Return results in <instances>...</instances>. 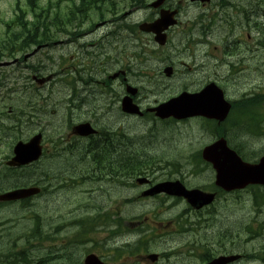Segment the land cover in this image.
<instances>
[{
  "label": "rangeland",
  "instance_id": "374dc122",
  "mask_svg": "<svg viewBox=\"0 0 264 264\" xmlns=\"http://www.w3.org/2000/svg\"><path fill=\"white\" fill-rule=\"evenodd\" d=\"M17 1H19L21 6L23 5L24 8H27L25 0H0V34H3V36L6 35L5 32L7 31L5 21L15 17V5ZM50 1L51 0H43V3L47 5L50 3ZM245 3H247L246 0ZM247 4L250 8L254 7L249 3ZM262 4L263 9L256 8L255 15L260 12L258 15H260V19L262 20L261 27L263 29L262 31L264 35V2ZM189 14H192V12L189 11ZM231 15L232 12H222L218 17V21L221 22L222 19L231 17L229 19L230 23L228 24V27H232L233 30L235 29L236 22L245 21L246 18L251 21L250 15L245 18H233ZM28 17H32V12L28 14ZM256 18L257 17L254 16L252 18V21L256 20ZM212 30L213 33L220 34L225 31V28L220 26L214 27ZM239 32L240 31H236V33ZM194 33H196V30H194ZM258 33L259 32L257 30H254L251 25L244 30L245 37L247 34H250L252 38H255L257 37ZM179 44V42H175L170 50L168 47L162 49L153 47L152 50H159L162 53L168 52V55L175 57V50L178 48ZM245 44L246 47H249L251 45V42L246 41ZM50 50L51 49L42 51L37 55H33L29 59V64H35L39 61L44 60L43 70H45L46 67L47 71H50L52 69L62 71L65 70L66 67L64 66H60L57 68V66L52 64V62H46L45 58L47 57V52ZM22 54V52L18 53L15 57H20L22 56ZM150 56L153 57L154 55ZM107 57L115 60L114 62H120V58L118 56H115V53L111 48L107 49ZM4 60H7V58H5ZM190 61L191 58L186 57L176 59V62L180 64V67L182 69L187 68V66H183L182 63L186 62L190 64ZM72 67L77 68L84 73L92 71H83L84 67L88 68L89 66L85 64L82 65L81 62H75V64H72ZM180 67L178 73L172 79H166L161 75L163 70L162 67L159 69V74L157 75V77L150 79L147 76L146 79L140 80L138 84L140 86V89L143 91L142 94H144L145 89H147L149 93H147L146 95L151 98V100H155L157 98H164L167 95L177 91L180 86L184 84H188L190 87L199 86L201 78H199L198 72H195V70L193 69V73L191 74H188L187 70H184L185 73H183L181 72L182 70ZM224 69L227 70L228 73V67H224ZM203 70L204 73L210 72L208 76H213L212 74L214 73V71H212L211 69L204 68ZM225 70L223 71L225 72ZM49 71L43 74L47 75L49 74ZM199 71L202 74L200 68ZM215 72H217L216 68ZM23 74L27 75L29 73L22 70V68L17 64H12L11 67H0V82L7 85L6 87L0 86V188L15 181H37L44 184L45 186H48L53 180L61 179V183H65L70 179L72 171L74 172V175L81 173V171L89 173L91 170V165H89L85 161L86 156L83 155L80 150L77 151L78 149H76L75 147L71 148V151L68 155H66V152L62 151V149L65 148L67 144H71L70 141L74 142L73 134H71V131L68 128L70 127L69 120L71 118L67 105L70 86L67 87V85L65 84L55 82L56 84H54L53 87H51V85H47L46 87L48 88V90L42 92V94H39L37 97L38 99L34 98V104H37L36 106H34L35 110H40V106L44 107L43 105L47 103H49V106L46 108L47 116L36 117L32 125H27V123L22 121V125L20 126V122H16L12 119L9 120L7 118L8 114L11 116H15V114L18 113V109L21 110L22 108H25L24 103L25 101L27 102L26 96L24 94L19 95L18 92L15 93L9 91L11 86H19L18 79L19 76H23ZM100 78L101 75L98 76V79ZM110 80L112 81V78H110ZM253 81H257L254 73L247 72L246 77L242 79V82H244L243 85L237 86V82H234V84H229L228 87L227 84H224V86L230 98L233 99V97L238 96L240 93H243V91L245 92L249 90L251 86L254 85H250ZM22 85H25V81H22ZM97 89L99 91H105L104 88L99 86L97 87ZM20 98H22V104H20ZM89 109L92 113L88 118L98 126H107L110 129L112 128L111 126L117 127L119 125L121 127H124L127 132L126 135H129L130 133L139 134L140 139H136V147H146V149L144 150L151 155L167 157L169 160L174 159L179 163H184V161L188 160L192 154L198 152L200 148H203L206 144L213 142L215 138V129L213 128V126L208 125L202 121L190 120L187 122L179 123L173 121L172 124H165L161 127H158L155 122L154 125L150 127V124H146L145 122L140 121V119H133V117L124 115L120 112V109L115 106L111 107L107 106L106 104L102 105V103L99 102L93 107L85 108L84 111H88ZM93 111L98 112L94 114ZM22 119L25 120L26 117ZM73 122L77 123L78 121ZM14 125H16V128H13L14 130L11 131L10 129L12 128H10V126ZM20 129H22V134L20 132ZM39 129H44L43 133L46 134V137H49V139H55L56 145L63 144L62 146L58 147V153L52 159L53 161H51L50 164H48L47 162H41V164L38 163L36 165L33 164L27 168L20 169L15 172L6 171V169L4 168V161L6 160L5 158L12 152V146L14 142L18 141L19 139L27 140L36 131H39ZM147 131H153L154 133L152 132V135L146 139L141 138L143 133ZM158 137L159 140L157 141V144H151V146L148 148L150 149V151H147L148 146L145 145L146 140L151 139L153 143ZM231 139V144L234 147L236 145L238 147L241 146L243 149V153L252 161H254L255 158V160H257L264 154V137L257 139L249 136H241L240 134L237 135L235 132H233V135H231ZM136 147L134 145H130L129 150L132 152H138L139 149ZM100 152L102 155L104 154V150L101 148ZM185 172H190V169L186 168ZM44 174L47 175L44 176ZM209 174L210 173L206 171L204 172V175L202 177L192 178V182L201 183L204 182V180L207 181L209 178ZM96 184L97 181H89L86 187L82 189L79 182L75 180L72 182L70 190L61 189L58 192H52L45 196L35 198L27 204H23L22 202V204L15 203L11 204L10 206L0 207L1 220H9V233L22 241V234L15 229L12 223L16 215V224L22 219L17 225V229L22 230V232L30 230L33 227L32 217L35 214L40 215V223L42 225V229L48 231L50 229V226L54 225L52 222L55 220H53L52 218L66 215L67 212L69 213V217H72L76 214L75 210L79 208L83 212L78 213V215L84 214L86 212L96 214V211L83 210V208L85 206H88L92 209H96L97 203H103L105 205V209L103 210L104 216H108L109 214L110 216L114 215L115 208L117 211L116 216L118 217V219L121 215L124 218H127V221H129V217L136 218L143 214L151 215V212L149 211V204L145 202L125 204L123 200L125 197L124 195H130L129 197L139 196L138 193H135L132 188L122 187L120 192L121 195H117L115 198L110 200L104 194L108 195V192L112 189L111 186L108 183L103 185L100 183L98 186H96ZM53 187L56 188L55 184L53 185ZM93 188H99V190L96 192L93 190L89 191V193L91 194L86 193V189ZM81 191L82 193L79 195L78 193H80ZM103 191H105V193H103ZM233 196L236 197L231 206L227 210L219 213L217 218L218 225H228L234 230V232L231 234L235 235L234 243L235 245L239 246V252H246L248 254L259 253L264 257V233L262 235H260V233H257L260 225L264 223V187L260 188L259 191L254 190V188L245 189L243 191L237 192L236 194L230 195V197ZM93 200H95L96 204L93 203ZM228 202H231L230 198ZM89 213L83 215L82 217H88ZM161 217L164 219L169 218V213H163ZM159 220L163 219L159 218ZM132 229L133 228L130 227L128 230L130 231ZM70 231L76 233L78 229L73 228ZM161 231L162 229L161 227H159L158 233L163 234ZM125 232V230H122V233ZM62 235H65V233H62ZM103 236L104 232L95 234V239L98 240L99 237L102 238ZM179 238L177 239L179 241L185 240L183 238ZM245 239L246 241H244ZM169 240L170 237L164 234L163 240H161L160 243H153L151 246V250L156 252L161 251L165 246H167L164 244L166 241H168V245L172 244L171 242H169ZM30 255L32 254L30 253ZM61 263H63V261L57 264ZM23 264H27V262L23 261ZM51 264H54V262H51ZM251 264H264V261H254L251 262Z\"/></svg>",
  "mask_w": 264,
  "mask_h": 264
},
{
  "label": "flooded vegetation",
  "instance_id": "af4514ba",
  "mask_svg": "<svg viewBox=\"0 0 264 264\" xmlns=\"http://www.w3.org/2000/svg\"><path fill=\"white\" fill-rule=\"evenodd\" d=\"M235 37L236 36H229L228 39L221 41L220 45L222 46V49L217 50V53L219 52L222 53L223 58L221 60L218 59L216 60V67H219L224 63H228V64L230 63L229 67H231L233 71L239 67H245V68L247 67V62H244L242 66H239L238 64L241 61V59L239 58L248 56L243 53L249 52L250 46L246 47L245 42L238 39V37L234 39ZM218 45L219 43L217 42L216 48H218ZM215 57L218 58V56ZM229 71L231 73L233 72L232 70ZM224 80L229 81V78H224ZM103 84L107 86V85H112L113 83H108L104 81ZM121 84L125 86L127 85L126 81H122ZM89 87L90 86L86 84L85 86H82L80 88L81 92L86 95L84 96L85 97L84 99L82 98L74 99L73 103L70 104L71 105L70 110L72 114L71 117L73 121H78L79 123L87 122V121L92 122V120L88 118L90 117L92 112H90V109L88 111H84L85 109L84 101L85 99H89L91 101L98 100V102H100L99 98L101 96L98 97L96 94L92 93L91 91H88ZM122 95L123 94L121 92L120 97H122ZM134 98L136 99V97ZM239 105L240 104H236V106L238 107ZM261 108H264V99L258 98L255 101V106L252 108L253 109L252 111L257 112V110ZM93 112L94 114H96L98 111H93ZM85 114H87L88 116ZM237 122L245 123L246 122L245 115L244 114L238 115ZM236 126L243 129L246 128V124L243 125L237 124ZM230 127H232V124H230ZM151 135L152 133H149L147 131L143 133L141 138L146 139ZM104 136H100L96 133L91 137L82 138L84 139L82 140L83 144L81 143V147H83L82 148L83 152H87L88 153L87 156H88L89 152L100 151V148L104 150V153L105 151H109V150L110 153H116L124 149L130 151L128 150L129 148H126V145L129 144L134 145L136 147V143L132 139L114 137L113 135H110L111 137L108 136V138ZM74 147H77V145L75 144L71 145V148ZM110 147H115L118 150L111 149ZM120 147H124V148L121 149ZM88 164L95 165L96 169H101L100 172H96V170H94V175H95L94 178H97L100 175L102 178L98 180L102 185L108 183L115 190H117V188L121 185V179L119 178V176L122 175L121 169L123 167L122 165L123 163L120 162L119 160L110 161V162L95 160L93 162H88ZM143 165L156 166V165H166V163L145 162L143 163ZM168 165L170 166V164ZM105 170H109L110 174H106ZM211 172L215 173L213 168H211ZM80 174L83 176L80 180H83L85 178V172L83 171ZM80 180H76V181L79 182ZM155 183L156 182L153 181L151 182V184L141 186L142 191L141 194L138 196V198L140 197L152 198L155 200H160L159 202L161 203L164 201L178 202L177 205H169L168 207L169 214L171 217H174V219H170L168 222H165V230H162V232H166V236L170 237L169 242H171L172 244L168 245V241H166L164 244L167 246L163 248L162 251L159 252L160 256L155 261L145 256L142 258H127L125 259V263H119V264H209L210 262H213L220 257H224L228 259L226 262H223L222 264H238L240 262H246V263L249 262L250 254L246 252L237 253L235 251V250H239V246L235 245L234 243L235 235L231 234L234 232V230L230 228L228 225H218L217 218L219 213L227 210L231 206V204L235 201V197H230V194L233 193H230L226 188L216 187L215 182H213V180L212 183L204 182L200 186V188L214 193V198L212 202L201 204L194 208L185 197H173L165 193H159L154 196H146L144 194V191L151 188ZM188 187L192 188L190 186ZM103 193H105V191H103ZM104 195L109 196L110 198H115L117 195H121V194L116 193L114 195L112 194L109 195L104 194ZM229 198L231 199V202H228ZM175 209H178V212L181 213L178 220V225H175V221H176ZM109 223L111 225L109 232V237H110L109 242H114V244L117 245L120 244L121 246L122 243L117 241L119 238L118 234L120 233L119 232L120 223H121L120 219H115L114 221H111ZM103 224L106 225L107 222L104 221ZM77 227L79 228V226ZM82 233L84 234L85 231H83ZM179 237L186 240L179 241L177 240ZM244 241H246V239ZM127 244L133 246L140 245V243L137 242L127 243ZM62 245L65 246L61 248V250L63 249L64 251L62 252V254L57 252V258H56L63 260V263L61 264H84V260L86 256L91 252L97 253L99 256L104 258V262L106 264H110L109 259L106 258L104 255H102V250L107 246V244L105 243H100L99 241H96L95 249L91 250L90 252L80 242L78 243L72 242L70 244L68 239H65L63 240ZM111 255H114V252H111ZM235 255H237L236 260H234Z\"/></svg>",
  "mask_w": 264,
  "mask_h": 264
},
{
  "label": "water",
  "instance_id": "95a60500",
  "mask_svg": "<svg viewBox=\"0 0 264 264\" xmlns=\"http://www.w3.org/2000/svg\"><path fill=\"white\" fill-rule=\"evenodd\" d=\"M205 96H212L213 103H199L196 96H183L175 99L165 105H162L157 109V114L162 117H167L169 115L178 116H190L195 114H201L202 110L208 109L214 117L223 119L229 110V104L225 102L223 98V93L218 88L214 87L204 92ZM84 134L90 132L89 126L81 127ZM40 135L35 136L28 143L20 142L15 149L16 156L9 162L10 165H22L36 160L40 155ZM220 146L221 151H214L213 148ZM219 153V154H218ZM217 155H221L217 156ZM204 156L206 159L214 161L219 168V171L223 172L226 162L230 165L229 176L233 183L240 184L242 181L252 180L264 183V158L259 165H249L241 161L236 153L226 146L225 141H220L217 144L209 146L204 151ZM223 156V158H222ZM252 178V179H251ZM165 187L161 188L162 185L154 189V192H159L160 190H167L170 192L182 193V189L179 187L171 186V184L163 185ZM39 189L36 187L29 189L17 190L8 193L6 199H15L23 196H27L38 192ZM197 191L188 192L190 194H195L197 199L196 202L203 203L204 197L196 193ZM93 260V259H92ZM93 264V263H92Z\"/></svg>",
  "mask_w": 264,
  "mask_h": 264
},
{
  "label": "trees",
  "instance_id": "16d2710c",
  "mask_svg": "<svg viewBox=\"0 0 264 264\" xmlns=\"http://www.w3.org/2000/svg\"><path fill=\"white\" fill-rule=\"evenodd\" d=\"M28 7L30 9V11L33 13V20L29 21L27 20V14L28 12L21 7L20 5L17 6L18 11H20V13L16 16V18H14L11 23H15V25L19 26L22 28L21 31L19 32H14L13 36L10 37V39H8V41H3V43L7 44L8 47L5 48V51H7L8 54H11L10 52H17L16 50L22 49V52H25L27 50V46L30 43V40H34V38L36 39V41L39 38V35H44L51 32V23L49 21H47V19L50 18L49 15V9L46 6H42L40 5L39 0H28ZM11 33V32H10ZM18 35H22V45L20 47H18L19 45V38ZM40 41H44V40H38L37 42ZM2 42V41H1ZM4 51V52H5ZM1 54H0V58H1ZM248 101H252V99H249ZM159 140V137L155 139V142L152 143L151 139L146 140L145 145H147V151H150V149H148L151 144H157V141ZM156 148V147H155ZM144 149H146V147L140 148L137 153L132 152L130 154H126L125 156H120V161L124 164V161L126 162L127 160H125L126 158H130L132 157V155L134 154H138L139 152H143L145 151ZM129 150V149H128ZM158 150V149H156ZM146 152V151H145ZM147 153V152H146ZM100 155V154H99ZM133 158V157H132ZM131 160H136V158L131 159ZM126 170H133L136 172H140L143 171L141 170V168H125ZM2 206V204L0 205ZM38 228L36 226H34V228H32L31 230V236L35 237L38 235ZM30 238H28L29 240ZM44 239L43 238H37L36 242L37 243H41L43 242ZM30 249H24L22 250V262L25 261L27 262V264H32L30 261L41 264L39 257H33V255H30ZM51 259H49L50 261L54 260L53 257H50ZM45 260V259H43ZM49 264V263H48Z\"/></svg>",
  "mask_w": 264,
  "mask_h": 264
},
{
  "label": "bare ground",
  "instance_id": "6f19581e",
  "mask_svg": "<svg viewBox=\"0 0 264 264\" xmlns=\"http://www.w3.org/2000/svg\"><path fill=\"white\" fill-rule=\"evenodd\" d=\"M110 78H112V77H110ZM113 79V78H112ZM111 81V80H110ZM253 101V100H252ZM252 101H247V102H252ZM115 117V116H114ZM43 130L44 129H39V131H36L35 132V134H44L43 133ZM149 132V131H148ZM158 132V131H157ZM149 133H152V132H149ZM154 133V132H153ZM92 134H96V133H94V132H92ZM160 134V133H159ZM105 136L108 138V135L105 133ZM104 136V137H105ZM99 138V137H98ZM73 140H74V142L73 141H70L71 143H73V144H75V145H77V147H75L76 149H78L77 151H79L80 150V152L83 154V155H85V156H87V152H83V150H82V148L83 147H81V143H82V140H84V139H82L81 137H79V136H77V135H74L73 134ZM93 140V139H92ZM89 141V140H88ZM104 142V141H103ZM107 143V142H106ZM83 144V143H82ZM102 144V143H101ZM104 144V143H103ZM91 146H93V145H91ZM99 148V147H98ZM85 150V149H84ZM91 150V149H90ZM121 150V149H120ZM76 151V152H77ZM90 153V152H89ZM97 154H100V155H102L101 154V152L100 151H97L96 152ZM103 169V168H102ZM104 172V171H103ZM101 174V173H100ZM104 174V173H103ZM99 175V174H98ZM95 176V175H94ZM44 177V176H43ZM48 177V176H47ZM102 177L99 175L98 177H97V180L98 179H101ZM106 178V177H105ZM47 181H49V180H47ZM106 181V180H105ZM46 182V181H45ZM99 189V188H98ZM92 190H94V188L93 189H86V193H89V191H92ZM84 193V192H83ZM89 194H91V193H89ZM6 196H7V193H5V192H0V205L2 204V206H0V207H6L5 206V204H6V202H7V200L8 199H6ZM100 196V195H99ZM98 196V197H99ZM8 222H9V220H5L4 221V227H5V229L9 232V228L10 227H8ZM12 224V223H11ZM57 258V257H56ZM55 257H53V259H54V263H59V262H61V261H63L62 259H56ZM169 262V261H168Z\"/></svg>",
  "mask_w": 264,
  "mask_h": 264
}]
</instances>
